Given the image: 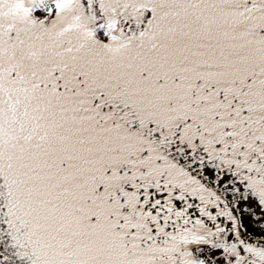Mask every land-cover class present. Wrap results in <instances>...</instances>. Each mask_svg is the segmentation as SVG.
I'll use <instances>...</instances> for the list:
<instances>
[{"label":"snow or ice","instance_id":"6c2138e0","mask_svg":"<svg viewBox=\"0 0 264 264\" xmlns=\"http://www.w3.org/2000/svg\"><path fill=\"white\" fill-rule=\"evenodd\" d=\"M0 264H264V0H0Z\"/></svg>","mask_w":264,"mask_h":264}]
</instances>
